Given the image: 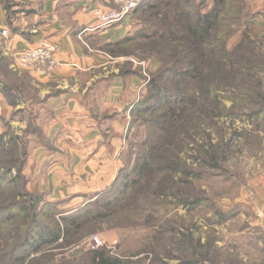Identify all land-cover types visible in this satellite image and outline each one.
Returning <instances> with one entry per match:
<instances>
[{
  "label": "rangeland",
  "instance_id": "rangeland-1",
  "mask_svg": "<svg viewBox=\"0 0 264 264\" xmlns=\"http://www.w3.org/2000/svg\"><path fill=\"white\" fill-rule=\"evenodd\" d=\"M194 1V13L208 12L215 4V0ZM173 5L165 6L169 10L164 4L160 5L161 15L153 19L150 16L152 10H146L139 20L135 18L133 26L139 23L141 29L146 28L145 32L119 45L113 42L107 48L114 54V73L120 76L126 94L119 113L114 112L117 111L115 108L98 110L96 105L90 113L97 117L94 125L101 126L100 139L104 140L103 146L113 152L114 158L94 161L95 166L100 165L96 173L92 172L94 165L91 164L89 173L84 175L82 172L80 175L74 172L72 177L63 174L62 178L76 184L73 189L80 192L61 199L62 202L53 207L50 202L54 199L44 194L36 215L41 221L53 224L61 215L82 212L91 201L104 196L122 166H133L137 157L152 153L155 157L153 165L136 186L139 190L137 200L132 199L136 191V187H132L124 201L109 209L110 214L85 222L81 232L67 238L65 243L43 245L31 258L21 261L14 260L9 251L20 241V236L24 237L30 218L17 210L11 220L0 226V264H88L91 248L86 243L94 235L102 237L107 243L105 247L116 256L144 252L157 261L160 254L182 256L192 250L203 261L216 264L217 255L219 258L225 255L222 248H227L250 250L251 264H264V113L255 115L264 109V0H224L210 38L220 52L197 59L203 75L198 79H185L188 93L196 94L197 103L185 112L180 108L182 116L174 118L168 125L158 118L167 105L155 109L158 104L151 96L150 81L158 78L163 89L171 92L176 91L173 82L180 81V77L168 69L184 57L186 46L179 39L162 40V30L158 26L174 21ZM145 18L151 19L145 21ZM236 53L252 60L250 64L256 69L252 70L251 78L242 75L230 84L224 79L206 80V74L217 68L216 62L221 56ZM115 78L113 74L111 81ZM99 80L97 87H103V84L108 87L107 82L100 83ZM0 81L14 87L9 96L0 91L1 99H4L3 102L0 100V134L18 137L17 151L4 154L1 150L0 163L4 167L13 165L15 172L20 162L7 163V159H25L24 178L19 181L22 190L41 195L39 179L34 176L37 167L34 152L43 146H55L54 143L59 141L58 145L64 149L68 145L82 149L79 139L90 140L95 136L91 132L95 127L82 122L81 126L85 123L87 126L68 128L64 136L52 140L49 132L54 113L49 101L55 92L41 96L43 85L30 70L18 66L13 57L2 54L1 49ZM14 97L20 99L16 105L10 103ZM96 101H100L98 97ZM140 101H145L144 105L151 108L136 111ZM20 103L25 107L17 109ZM111 113L113 117L119 115L113 120L105 118ZM151 118L161 124L153 128ZM168 135H174L176 141L166 142ZM54 162L72 172L67 165L70 161L62 159H48L44 162V170L54 166ZM75 163L77 167L78 163L82 164L81 160ZM169 163H173L174 168L167 167ZM11 187L6 181L4 189H0V204L18 202L17 207L28 206L29 196H12ZM18 223L26 224L24 231L16 236L9 235L10 227ZM185 240L199 243L196 247L183 246V243L187 244ZM226 258L233 257L227 252Z\"/></svg>",
  "mask_w": 264,
  "mask_h": 264
},
{
  "label": "crops",
  "instance_id": "crops-1",
  "mask_svg": "<svg viewBox=\"0 0 264 264\" xmlns=\"http://www.w3.org/2000/svg\"><path fill=\"white\" fill-rule=\"evenodd\" d=\"M6 1L10 6L8 10L0 0V49L2 54L13 57L17 62L20 51L38 45L42 41L57 46L55 53L57 65L53 71L46 76H38L30 70L32 76L43 85L41 96L44 97L55 92L51 101H49L51 110L54 113L52 130L49 132L52 140L64 136L68 128L86 127V123L81 126L80 123L82 122H89L95 127L91 130L95 135L94 137H91L90 140L87 138L86 142L79 139L80 145L83 146L82 149L70 145L64 149L58 145L60 141L58 143L53 141L52 143L55 146H43L34 152L35 156L33 157L37 160L34 176L39 179V190L47 193L52 199L61 200L67 196L71 197L74 193L80 191L74 190L73 188L77 185L69 183L66 179L64 180L62 178L63 174L72 177L74 172L76 175H80V172H82L84 175L89 173L88 166L93 164L94 161L100 158L104 161L109 160L111 157L114 158L113 152L103 146L104 140L100 139V135H102L100 133L101 126L94 125V122H97L98 119L90 112L96 107L98 110L104 111L115 108L117 111L114 112H120V104L126 91L120 76L114 73L116 68L113 66L116 62L107 48L132 30L135 15L133 14L112 27L96 28L95 10L99 7H113L112 0ZM3 28H8L10 31L8 38L2 36L1 31ZM113 74L116 75L115 81H111ZM97 79H100V83L107 82L108 87H105L104 84L103 87H97ZM132 82H135V79L132 78ZM1 95L0 92V100L3 102L4 99H1ZM97 97L100 101H96ZM24 107L25 104L20 103L17 109ZM112 113L105 115V118L113 120L119 115L115 114L113 117ZM100 123L102 124L103 121ZM72 132L74 133V131ZM72 142L75 143L74 140ZM114 144L115 140L111 142L112 146ZM48 159L70 161V164L67 163V165L72 169V172L64 170L55 162L54 166L46 167L45 171L44 162ZM78 160H81L82 164L78 163L77 167L75 161ZM83 161L87 162L83 164ZM99 166L94 165V171L92 170V172L96 173L98 169L100 170ZM55 169L57 174L54 173ZM78 171L79 173H76ZM182 245L188 246L189 244L183 243ZM222 251L225 255L227 252L231 253L233 260L225 259V255L220 258L217 255L216 264H251L250 250L244 252L241 249L222 248ZM150 256L144 252H139L136 255H124L127 259L135 260L137 264H211L200 259L199 255L194 254L192 250L189 254L182 256L175 254L167 257L160 254L157 261L151 260Z\"/></svg>",
  "mask_w": 264,
  "mask_h": 264
},
{
  "label": "trees",
  "instance_id": "trees-1",
  "mask_svg": "<svg viewBox=\"0 0 264 264\" xmlns=\"http://www.w3.org/2000/svg\"><path fill=\"white\" fill-rule=\"evenodd\" d=\"M2 2L4 3L6 10H8L10 7L8 1L2 0ZM214 2L215 4L210 11L205 13H194V11H192V8L195 7L194 0H143V2L134 11L135 18L139 20L142 13L148 9H151L152 12L150 13V16L153 19L158 17L159 14L161 15L162 10L159 9L160 5L164 4L165 7L170 6L171 3L174 4V8L171 9L174 13V21L169 25H166L167 27L163 25L161 26L160 23L158 26L162 30L160 34L162 40L175 41L179 39V41H182L186 46V48L183 49L184 59L180 58L178 63L168 69L172 74L180 77V81H172L176 88V91L174 92L163 89V85L159 82L158 78H154L150 81L151 96L156 99L158 104L155 109H159L164 104L167 105L165 111L158 115V118H161V121L163 123H167L168 125L171 124L174 118L179 119V117L182 116L180 115V108L182 112H185V110H188L190 106H193L197 103L198 97L193 92L188 93V84L185 81L187 77L198 79L199 76L203 75V71L201 70L200 72V69L197 65V59L205 58L206 56L215 54V52L218 51V49L212 44L210 38L212 37L215 23L219 19L220 7L223 5L224 0H215ZM165 8L169 10L168 7ZM165 14L167 16V13ZM151 18H145V21H148ZM162 22L167 23L164 20ZM160 28L158 30H160ZM145 30V27L141 29L139 23H136L135 27H133L125 37L114 43L119 45L127 42L131 40L132 37L138 34L141 35L143 32H145ZM251 61L252 60L247 55H241L238 53L233 55H225L223 57L221 56L216 62L217 68L214 69L213 72L206 74V80H209V78H214L217 80L224 79V81L229 82L230 84L235 82V80H237V78L242 75H246L245 77L251 78V74H253L252 70L256 69L254 65L250 64ZM242 70L244 73L241 72ZM13 89V85H9L3 81H0V91H2L6 96H9ZM19 100V98L14 97L10 103L16 105L18 104ZM144 102L145 101H140L137 103L135 110L143 111L151 108V106L147 107V105H144ZM151 110L153 111V108ZM262 112L264 113V109L257 111L255 115H260ZM158 124L161 123H158V121H155V119L151 118V125L153 128L158 126ZM17 140L18 137L16 136H10L7 133H1L0 151L4 150V154H13V151H17L16 149L18 148ZM165 140L166 142L174 143L176 138L174 135L173 137L168 135V139L166 138ZM149 143L151 144V142ZM10 145H12V147ZM26 154L27 153L25 151L24 155L26 156ZM143 154L141 157H137L133 166L129 167L128 165H125L119 169L115 181H113L112 185L102 198H97V200L91 201V203L82 212L73 214L72 216L61 215L62 217L59 218V220H54L53 224L41 221L36 215L38 212L36 209L39 203L43 202L42 196H44V194L47 195V193L42 192L43 195H31L29 192L24 193L22 190L23 185H21L19 181L24 178L22 176V171L25 164L23 160L25 159H19L18 157L10 160L9 158L7 159V163L20 162V166L16 167L15 172H13V165L10 167H4V165L2 166L0 163V189H4L6 181H9L10 186H12V192L10 193L12 196H20L21 198H25L28 195L30 197H28V199L31 201L28 206L22 205L20 207H17L19 204L18 202L7 205L0 204V226L11 220L15 216V213H17V210L24 212L26 218H30L27 223V225L29 224L27 232H25L23 238L21 236L18 238L20 241L11 247L9 255H12L14 260H25L37 252L43 245H60L65 243L67 238L73 236L75 233L79 234L81 232L85 222H88L92 219L105 217L109 213V209L124 201L128 190L132 187L135 188L138 186L141 177L152 167L155 157L152 155V153ZM173 166V163H169V165H167V167L171 168ZM135 189L136 191H134L132 198L133 200H137L136 194L138 193L137 191H139L137 190V187ZM182 201L192 206L197 205L196 202H187V200ZM61 202L60 200L54 199V201L50 203L53 207L55 203L58 204ZM99 208H102V210ZM85 216L89 217L86 218ZM25 225V223H18L13 227H10L9 235L16 236L17 234L21 233L24 231L23 229ZM185 242H187V244H189L191 247H196L195 244L199 243L195 240H185ZM88 264H137V262L130 258L127 259L124 256L113 255L110 250L107 249V247L103 246L97 249H91V257Z\"/></svg>",
  "mask_w": 264,
  "mask_h": 264
},
{
  "label": "built area",
  "instance_id": "built-area-1",
  "mask_svg": "<svg viewBox=\"0 0 264 264\" xmlns=\"http://www.w3.org/2000/svg\"><path fill=\"white\" fill-rule=\"evenodd\" d=\"M142 2L143 0H113V7L96 9L94 12L96 28H109L131 17ZM1 34L8 38L10 31L8 28H3ZM56 50L57 46L55 44L42 41L38 45L20 51L17 56V65L31 70L39 76H46L57 65ZM86 244L91 249L107 245L106 241L99 235L92 236Z\"/></svg>",
  "mask_w": 264,
  "mask_h": 264
}]
</instances>
